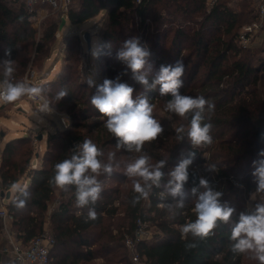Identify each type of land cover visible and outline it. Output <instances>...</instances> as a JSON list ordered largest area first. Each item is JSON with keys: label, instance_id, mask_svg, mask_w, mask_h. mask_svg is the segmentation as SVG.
I'll return each instance as SVG.
<instances>
[{"label": "trees", "instance_id": "16d2710c", "mask_svg": "<svg viewBox=\"0 0 264 264\" xmlns=\"http://www.w3.org/2000/svg\"><path fill=\"white\" fill-rule=\"evenodd\" d=\"M236 7L229 6L228 0H218L211 8H208L205 0H142L139 5L133 0H76L68 10L67 20L74 27L81 26L104 11L98 36L112 49L119 48L131 36H139L152 52L150 62L153 71L150 77L161 64L182 59L185 73L181 93L203 95L215 105L210 114L213 141L194 150L195 159L189 167L190 178L185 185L188 194L185 208L179 210L180 214L175 217L165 208H156L158 204L171 201V197L164 193L163 186L154 189L147 199L159 219V234L142 240L138 245L145 264H258V261L250 258L251 254L237 256L232 253L229 240L231 224L219 225L213 235L191 250L185 248L180 232L184 223L195 219L191 189L198 184L200 177L210 179L213 186L223 192L222 199L239 213L245 210L247 197L256 188L251 176L253 161L264 158L259 156L264 150V47L254 51L238 44L236 35L239 28L255 16L250 0H240ZM35 9L48 12L43 19L45 28L40 34L31 27V19L37 13L29 12L25 0H0V62L5 59L16 62L20 70L14 67L16 80H21L22 70L25 71L29 62L25 58H22V62L17 55L30 48L38 60L47 58L48 49L58 38L56 13L46 4L37 5ZM134 18L140 20L142 34L137 35L135 28L129 27ZM147 19L150 20L148 25L145 24ZM151 25L153 28L149 31ZM77 29L64 40L62 51L74 54L78 49ZM7 48L11 49L10 56L5 55ZM103 58L106 59L105 56ZM111 66L118 67L119 62L115 60L105 70L107 77L114 79L124 66L117 71L112 70ZM65 75V72L59 74L56 80L43 87L47 90L59 85L67 90L64 102L72 101L79 107L78 113L72 114L73 119L79 117V120L87 122L94 116L100 120L84 123L82 127H86V131L78 130L80 124L72 122L71 128L64 127L50 134L43 155L39 156L40 165L37 168H32L38 154L30 136L18 135L5 142L0 151L1 186L10 192L16 184H20L15 194L12 196L10 192L5 202L13 216L12 228L17 238L27 244L41 233L45 222L49 221L55 237V245L50 252L51 264H95V261H101L100 264H132L123 244L124 235L132 231L137 218L145 222L155 220L145 211V200L135 206L131 204L134 195L132 181L124 175L126 163L120 161L119 156L128 157L132 153L116 151L115 138L103 126L105 118L91 105L95 88L80 83L65 86L68 84ZM122 80L135 88L134 94L148 95L153 104L157 100L165 104L170 99L168 96L161 97L158 89L146 91L131 78L130 72L123 75ZM83 89H88V94L84 95ZM163 104L157 108L163 109ZM3 108L4 104H0V109ZM168 114L178 125H184L187 129L188 120ZM153 115L164 127V135L172 138L146 143L143 151L154 162L168 160L164 169L166 172L192 149L190 144L184 142L188 140L186 136L179 141L170 124L157 114ZM86 138L104 150L105 159L107 153L115 152V163L119 165L114 167L111 176L100 177L103 184L113 180L117 186L103 187L101 199L94 206L97 212L95 220H86V208H76L73 191L64 192L49 184L54 175V165L67 158L71 154L69 150ZM109 147L114 150L110 151ZM157 149L162 152H156ZM211 165L216 166L215 173L206 171V167ZM24 182V190L30 193V197L25 207L19 209L16 203L23 198L20 190ZM166 182L165 176L162 185ZM57 193L61 199L49 211V205ZM118 207L124 209L122 221H115ZM236 219L234 215L233 221ZM1 226L0 219V229Z\"/></svg>", "mask_w": 264, "mask_h": 264}, {"label": "clouds", "instance_id": "9594fccd", "mask_svg": "<svg viewBox=\"0 0 264 264\" xmlns=\"http://www.w3.org/2000/svg\"><path fill=\"white\" fill-rule=\"evenodd\" d=\"M108 47L110 49L111 45ZM5 55H11L10 48L5 50ZM151 57L149 46L139 36H131L121 43L115 53L114 58L124 66L120 74L114 79L105 78L99 84L91 76L85 77L84 82L89 88H95L91 105L105 118L103 126L115 138L116 150L137 154L124 165V175L131 179L133 186L131 204L135 206L141 200H147L154 189L163 186L171 201L161 206L175 217L186 206L188 194L185 185L190 178L189 167L195 159L194 150L213 141L210 114L215 105L203 95L181 93L185 73L182 59L161 64L150 77L153 71ZM0 69V104H10L23 97L35 100L45 93L46 89L42 86L15 79L12 59L0 62ZM129 72L131 78L146 91L158 89L161 97H170L165 103L166 112L189 121L187 129L181 125L175 132L179 141L187 137L192 151L167 173L164 169L168 160L160 159L153 163L152 157L143 151L145 144L156 141L165 129L153 115L155 105L150 97L145 93L134 94L135 88L122 80V76ZM67 95V90L61 89L55 98L62 100ZM47 107L45 103L44 108ZM69 152L71 154L67 158L54 165V175L49 184L64 192L73 191L76 208H86V220H95L97 212L94 206L101 199L104 187L100 177L111 176L114 167H119L115 163L116 153H107L105 159L104 150L87 138ZM259 156L264 157V150ZM206 171L215 173L216 166H208ZM165 176L167 182L162 185ZM251 176L256 188L250 193L245 210L239 213L222 199L223 192L214 187L210 179L199 178L198 184L191 189L195 219L184 223L180 229L187 250L196 248L200 241L213 235L219 225L231 224L229 240L232 253L237 256L251 254V259L264 264V158L253 161ZM20 191L23 198L19 199L16 207L23 209L30 193L24 189ZM234 215L237 216L235 221Z\"/></svg>", "mask_w": 264, "mask_h": 264}, {"label": "rangeland", "instance_id": "374dc122", "mask_svg": "<svg viewBox=\"0 0 264 264\" xmlns=\"http://www.w3.org/2000/svg\"><path fill=\"white\" fill-rule=\"evenodd\" d=\"M73 2L75 3L76 0H73ZM104 14V11L100 12L97 16L84 22L79 27L71 26L68 20L66 18H63L65 19V23L63 24L61 29L58 28V38L56 39V42L48 49L47 58L38 60L34 55V50H30V48H28L27 51L20 52L17 55V58H20L22 62V58L29 60V62H27L25 71L21 69L23 72L21 80L30 81L34 85L43 87L48 82L56 80L59 74L65 72V76L68 77V84L66 83L65 86L72 87L74 86V83H80L81 85L86 87L88 85L84 81L85 77L87 76H91L98 84L102 83L105 78L109 79V77H107V75L105 74V70L109 67L110 63L116 60L114 57L118 48L114 47V49H109L106 42L98 36V31L102 26L101 24H103V19L105 17ZM43 19H41L40 21H37L33 18L31 19V27L36 30L38 34H40L43 28H45V25H43ZM56 19L59 24L58 26H60L62 23V18L58 16L57 13ZM149 22L150 20L147 19L145 21V24L148 25ZM141 26L142 24L140 23V20L138 18H134L129 25L130 28H135L134 30L137 32V35L142 34ZM75 28H78L77 34L79 36V50L77 49L74 54H69L65 51H62V44L68 36L71 37L70 33H72ZM152 28L153 27L151 25L149 31H151ZM84 32L89 33V45H87V43L83 39ZM261 47H264V42H262L261 45L255 47L253 50L256 51L255 49L258 50V48ZM103 56H105L106 59H104ZM14 67L18 69L17 71H20L16 62H14ZM122 67L123 65L119 63L118 67L111 66V69L117 71ZM60 90L61 87L59 85L52 86L45 91L42 97H38L35 100H30L27 97H23L13 103L4 104V108L0 109V151L9 138L27 134L31 137V139L34 141V144L36 145V153L38 155L33 161L34 165L38 167L40 165L38 160L39 156L41 157V155H43L44 148L46 147L45 142L50 134L60 131L64 127H70L72 125V122L80 124L79 127H77L78 130L86 131V127H82L84 123H90L100 120L99 118H96L94 116H91L87 122H84L81 119L79 120V117L73 119L72 114L78 113L79 107L72 101L64 102L65 99L57 100L55 98L56 96L53 95L58 93ZM83 92L84 95L88 94V89H83ZM161 102L162 101H160L159 103V100L154 102L155 108L153 113L157 114L158 117L164 119L167 123L170 124L172 129L175 130L180 125H178L177 121L173 119V116L171 114H168L164 110L165 104ZM45 103H47L48 105L47 109L44 108ZM159 104H163V109L162 107L157 108ZM62 119L65 121V126L62 123ZM92 132L96 134L95 130H92ZM164 133L165 132H163V134L158 139L165 140L166 138H172V136H166L164 135ZM184 142L186 144H190L188 140ZM155 145L154 147L156 148L157 143H155ZM109 150L112 151L114 150V148L109 147ZM156 152L162 151H159L157 149ZM135 155L137 154L132 153L128 157L120 155L119 159L120 161L127 163L130 159V156ZM152 162L155 163L153 160ZM173 168L174 167L167 168L165 173L169 172ZM19 185L20 184H16L11 189L10 192L12 196L15 194V191ZM107 185L117 186V183L113 180H109L106 182V184H103V186ZM118 186L120 187V185ZM123 188H126V186H123ZM1 193L5 195L7 191L0 185V195ZM249 196L247 197L246 205L249 203ZM60 199L61 196L59 195V193H57L56 198L49 205V211L52 208L56 207L57 202H59ZM116 206H118V204H116ZM150 206L151 205L149 201L145 200L143 205L145 211H147V213L150 214L151 217L155 218V220L147 221L149 227L148 239H151L154 235L159 234V230L157 228L159 219L155 215L152 206ZM156 208L160 210L163 209L161 204H158ZM123 211V207H118V214L116 215L115 221H122L124 216ZM45 228L49 230L51 229L49 221H47V226H45ZM124 232L126 233L127 230H125ZM100 262L101 261H95L94 263L100 264Z\"/></svg>", "mask_w": 264, "mask_h": 264}, {"label": "built area", "instance_id": "2783aa9c", "mask_svg": "<svg viewBox=\"0 0 264 264\" xmlns=\"http://www.w3.org/2000/svg\"><path fill=\"white\" fill-rule=\"evenodd\" d=\"M136 5H139L142 0H133ZM208 8L216 4L218 0H205ZM240 0H228L229 6L237 8L236 4ZM252 9L254 10V19L243 24L236 35L238 44L247 49H254L264 42V0H250ZM73 3V0H25L30 13L36 12L37 15L33 19L40 21L48 15L47 11L35 9L37 5L46 4L52 12L57 13L61 18L67 19L68 10ZM65 126V121L62 119ZM32 168L37 166L32 164ZM0 180V185H1ZM26 187V182L21 185V188ZM6 200L0 195V255L8 259V264H51L52 258L50 252L55 245V237L51 229L45 228L47 221L44 224L41 233L30 239L27 244L17 238L16 232L12 228L13 216L8 212ZM148 223L137 218L134 227L130 233L124 235L123 244L128 252L129 260L132 264H145L139 253L138 245L142 240L149 236Z\"/></svg>", "mask_w": 264, "mask_h": 264}, {"label": "water", "instance_id": "95a60500", "mask_svg": "<svg viewBox=\"0 0 264 264\" xmlns=\"http://www.w3.org/2000/svg\"><path fill=\"white\" fill-rule=\"evenodd\" d=\"M65 23V19L62 18V23L59 26V28L61 29L63 24ZM89 33L88 32H84L83 33V39L85 40V42L87 43V45H89ZM40 139V137H39ZM10 197V192H7L5 195L3 193H1V198H4L5 200H7Z\"/></svg>", "mask_w": 264, "mask_h": 264}, {"label": "crops", "instance_id": "0c3cea01", "mask_svg": "<svg viewBox=\"0 0 264 264\" xmlns=\"http://www.w3.org/2000/svg\"><path fill=\"white\" fill-rule=\"evenodd\" d=\"M0 264H8V259L5 256L0 255Z\"/></svg>", "mask_w": 264, "mask_h": 264}]
</instances>
